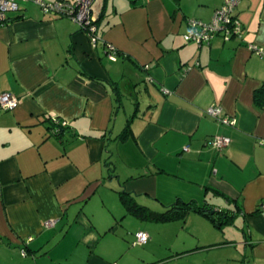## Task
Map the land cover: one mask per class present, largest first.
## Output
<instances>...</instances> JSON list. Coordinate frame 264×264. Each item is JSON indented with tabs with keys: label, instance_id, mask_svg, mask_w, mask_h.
I'll use <instances>...</instances> for the list:
<instances>
[{
	"label": "crops",
	"instance_id": "obj_1",
	"mask_svg": "<svg viewBox=\"0 0 264 264\" xmlns=\"http://www.w3.org/2000/svg\"><path fill=\"white\" fill-rule=\"evenodd\" d=\"M223 1L96 0L94 46L31 2L7 14L0 95L19 102L0 113V264H264V57L246 48L264 50V0L238 5L243 42L183 39ZM53 118L68 122L58 137ZM213 137L230 143L214 150ZM119 192L150 213L192 203L231 219L144 220Z\"/></svg>",
	"mask_w": 264,
	"mask_h": 264
},
{
	"label": "built area",
	"instance_id": "obj_2",
	"mask_svg": "<svg viewBox=\"0 0 264 264\" xmlns=\"http://www.w3.org/2000/svg\"><path fill=\"white\" fill-rule=\"evenodd\" d=\"M242 0H224L222 6L217 9L210 22H202L197 19L187 21V32L183 35L184 42L194 43L198 46L209 45L215 37H220L224 42L242 41L243 25L235 15V11ZM20 2H31L37 5L43 14L58 16L71 20L81 30L85 31L93 46L98 42L97 26L92 17V8L96 0H74L73 2L56 1L45 3L42 0H0V27L4 26L7 20V14L19 10ZM246 48L251 53L264 57V50L258 46L247 44ZM109 60L115 61L118 52L107 45L105 50ZM18 99L10 94L0 95V113L12 112L18 105ZM207 116L212 118L216 123L224 126L234 127L236 120L223 113L218 106H211L206 110ZM50 132L53 136H60L68 127L66 120L53 118ZM230 143L227 137H213L207 144L214 150H222ZM264 208V206H263ZM55 222L48 223L52 227ZM149 241V235L146 232H136L134 234L135 246H144ZM22 255L26 253L22 251Z\"/></svg>",
	"mask_w": 264,
	"mask_h": 264
},
{
	"label": "trees",
	"instance_id": "obj_3",
	"mask_svg": "<svg viewBox=\"0 0 264 264\" xmlns=\"http://www.w3.org/2000/svg\"><path fill=\"white\" fill-rule=\"evenodd\" d=\"M243 32H244V28H243ZM243 38H244V35L242 33V41H237V42H243ZM260 93H261V90L256 91L257 96ZM123 136H125V134H123ZM119 195L128 213L132 215H136L139 218H142L144 220H149V221H154V222H168V221H174V220H184L185 217L189 213L194 212V213L205 215L212 221L214 226L221 227L222 225L227 224L231 219V217L226 216V215L225 216L221 215L219 218H216L215 215L214 214L211 215L210 211H208L205 207H199V206L193 205L192 203H181V204L175 203L167 207L166 210L162 213H150L144 207L136 205L133 202V200L130 198L129 194L125 192H119Z\"/></svg>",
	"mask_w": 264,
	"mask_h": 264
},
{
	"label": "rangeland",
	"instance_id": "obj_4",
	"mask_svg": "<svg viewBox=\"0 0 264 264\" xmlns=\"http://www.w3.org/2000/svg\"><path fill=\"white\" fill-rule=\"evenodd\" d=\"M123 105H124V108H126V99H124L123 100ZM131 112L132 111H128L127 112V115H131ZM140 203H142V204H145L144 202H140ZM146 203H149L150 204V207L152 208V209H157L158 208V206L156 205V202L155 201H153V200H151L150 199V201H147ZM150 208V209H151ZM126 218H128L129 220H132L133 222H135L136 224H140V222H138V221H136L135 219H133L132 217H126ZM126 222H127V220H125ZM137 232H139V231H137ZM136 233V232H135ZM135 233H133V234H135ZM139 247H143V246H139Z\"/></svg>",
	"mask_w": 264,
	"mask_h": 264
}]
</instances>
